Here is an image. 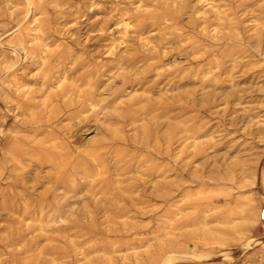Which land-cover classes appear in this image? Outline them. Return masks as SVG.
Here are the masks:
<instances>
[{
    "label": "rangeland",
    "instance_id": "374dc122",
    "mask_svg": "<svg viewBox=\"0 0 264 264\" xmlns=\"http://www.w3.org/2000/svg\"><path fill=\"white\" fill-rule=\"evenodd\" d=\"M0 264H264V0H0Z\"/></svg>",
    "mask_w": 264,
    "mask_h": 264
}]
</instances>
